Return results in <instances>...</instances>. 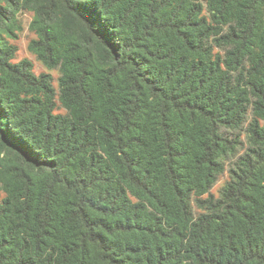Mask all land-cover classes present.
<instances>
[{"label": "trees", "instance_id": "16d2710c", "mask_svg": "<svg viewBox=\"0 0 264 264\" xmlns=\"http://www.w3.org/2000/svg\"><path fill=\"white\" fill-rule=\"evenodd\" d=\"M0 264H264V0H0Z\"/></svg>", "mask_w": 264, "mask_h": 264}, {"label": "rangeland", "instance_id": "374dc122", "mask_svg": "<svg viewBox=\"0 0 264 264\" xmlns=\"http://www.w3.org/2000/svg\"><path fill=\"white\" fill-rule=\"evenodd\" d=\"M30 22V18L29 17H24V26L25 29L23 30V32L20 35L19 38V53H20V57L25 56L26 55V45L28 42V38H29V31H28V25ZM235 160H232V162H234ZM226 178V176H223L215 185V187L213 188V191L216 193L218 191V188H220L222 182L224 181V179Z\"/></svg>", "mask_w": 264, "mask_h": 264}]
</instances>
